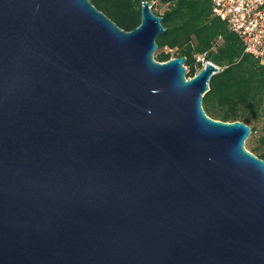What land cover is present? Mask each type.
Here are the masks:
<instances>
[{
	"label": "water",
	"instance_id": "1",
	"mask_svg": "<svg viewBox=\"0 0 264 264\" xmlns=\"http://www.w3.org/2000/svg\"><path fill=\"white\" fill-rule=\"evenodd\" d=\"M90 0H0V264H264L252 128L203 107L206 62L155 59Z\"/></svg>",
	"mask_w": 264,
	"mask_h": 264
},
{
	"label": "trees",
	"instance_id": "2",
	"mask_svg": "<svg viewBox=\"0 0 264 264\" xmlns=\"http://www.w3.org/2000/svg\"><path fill=\"white\" fill-rule=\"evenodd\" d=\"M90 1L125 31L130 32L141 24L142 0ZM149 1L166 6L163 14H155L163 18L166 29L157 39L158 50L169 51L160 52L155 59L166 62L174 54L186 57L190 78L208 61L223 68V72L212 77L203 107L215 120L253 125V153L264 160V134L259 139L256 136V123L264 120V65L245 53L237 34L214 15L212 0Z\"/></svg>",
	"mask_w": 264,
	"mask_h": 264
},
{
	"label": "built area",
	"instance_id": "3",
	"mask_svg": "<svg viewBox=\"0 0 264 264\" xmlns=\"http://www.w3.org/2000/svg\"><path fill=\"white\" fill-rule=\"evenodd\" d=\"M212 7L237 34L245 53L264 65V0H212Z\"/></svg>",
	"mask_w": 264,
	"mask_h": 264
},
{
	"label": "rangeland",
	"instance_id": "4",
	"mask_svg": "<svg viewBox=\"0 0 264 264\" xmlns=\"http://www.w3.org/2000/svg\"><path fill=\"white\" fill-rule=\"evenodd\" d=\"M165 10H166V6H162L161 4H155L154 5V8L152 9V11L154 12V13H158V14H163L164 12H165ZM162 51H169V49L168 48H163V49H161V50H158L156 53H155V58H156V56H157V54H159L160 52H162ZM175 52H173L172 54H174ZM174 57L173 58H175L176 57V55L174 54L173 55ZM200 59V58H199ZM187 67V66H186ZM188 68V67H187ZM190 71H189V69H188V73H189ZM187 77H188V74H187ZM188 78H190V77H188ZM264 120H262V121H259V122H257L256 124H257V127H258V132H257V134H256V136H257V139H259L260 138V136L262 135V134H264V128H263V126H264V122H263ZM248 125V124H247ZM250 127L251 126H253V125H249ZM252 137V136H251ZM251 137L246 141V143H245V148H246V150H248L249 152H252L253 153V145H254V142L253 141H251ZM253 154H255V153H253ZM256 155V154H255ZM257 156V155H256Z\"/></svg>",
	"mask_w": 264,
	"mask_h": 264
}]
</instances>
